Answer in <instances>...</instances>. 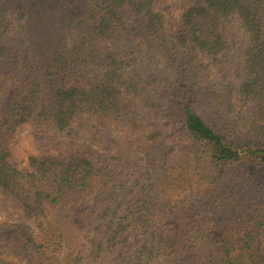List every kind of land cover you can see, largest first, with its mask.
Wrapping results in <instances>:
<instances>
[{
    "label": "trees",
    "instance_id": "16d2710c",
    "mask_svg": "<svg viewBox=\"0 0 264 264\" xmlns=\"http://www.w3.org/2000/svg\"><path fill=\"white\" fill-rule=\"evenodd\" d=\"M167 1L0 0V264H264V0Z\"/></svg>",
    "mask_w": 264,
    "mask_h": 264
},
{
    "label": "rangeland",
    "instance_id": "374dc122",
    "mask_svg": "<svg viewBox=\"0 0 264 264\" xmlns=\"http://www.w3.org/2000/svg\"><path fill=\"white\" fill-rule=\"evenodd\" d=\"M163 9H166L169 15L175 18L178 14V2L177 0H168L163 6ZM152 122V121H150ZM120 139V129L117 127L116 123H111L105 128L104 140L102 142L91 143L88 138L84 140L75 141L71 143L70 147L72 150H113L115 144L119 142ZM42 143V140L38 134L34 131L33 124H27L22 127L16 135L15 138V147L14 155L15 157L22 162V166H27V161L29 156L37 151V148ZM75 145V146H74ZM8 218L0 213V222L7 220ZM209 220V219H207ZM224 218H214L210 220L213 223H221ZM34 223L31 222V226L34 227Z\"/></svg>",
    "mask_w": 264,
    "mask_h": 264
}]
</instances>
